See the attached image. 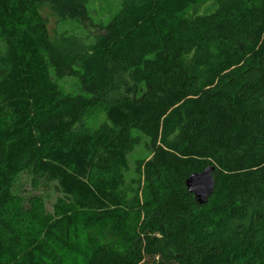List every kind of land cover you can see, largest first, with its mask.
<instances>
[{
	"label": "trees",
	"instance_id": "16d2710c",
	"mask_svg": "<svg viewBox=\"0 0 264 264\" xmlns=\"http://www.w3.org/2000/svg\"><path fill=\"white\" fill-rule=\"evenodd\" d=\"M91 20L82 0H0V264H67L80 215L85 264H264V0H120ZM88 112L105 118L76 128ZM133 132L150 157L127 193ZM208 166L199 205L184 182Z\"/></svg>",
	"mask_w": 264,
	"mask_h": 264
},
{
	"label": "rangeland",
	"instance_id": "374dc122",
	"mask_svg": "<svg viewBox=\"0 0 264 264\" xmlns=\"http://www.w3.org/2000/svg\"><path fill=\"white\" fill-rule=\"evenodd\" d=\"M89 12V15L92 18V23L95 25H105L110 18L116 13L119 8L120 0H82ZM48 10V9H47ZM46 10V11H47ZM49 11V10H48ZM47 11V12H48ZM57 17L54 15L50 17V30L51 34L53 33V29H56L58 32L60 31H71L74 26L71 23H60L56 22ZM76 31H81L77 29ZM2 50V44L0 43V51ZM59 86L67 93H77L78 89L75 87V81L72 78H64L62 80H56ZM123 96L122 87L119 85H115V87L109 91L108 93L102 95V99L109 102H116ZM104 114L100 112H88L83 121L77 125L78 129H91L97 127L99 123L104 120ZM133 150L131 155H129V163L131 167V171L126 176L127 193H130V187L132 183L130 182L135 176L134 174V163L137 160L147 159L150 157V149L148 146V139L138 133L133 132ZM23 184L28 188L29 183L26 182V179L23 181ZM24 187V186H23ZM25 194V193H24ZM39 194L41 195L46 210L51 211L52 204L55 199L59 196V193L54 189L52 184L44 185L41 188ZM84 215H80L76 218L77 228H78V240L73 245V258L67 262V264H85L88 260L93 244V234L91 233V227H88L86 222L84 221Z\"/></svg>",
	"mask_w": 264,
	"mask_h": 264
},
{
	"label": "water",
	"instance_id": "95a60500",
	"mask_svg": "<svg viewBox=\"0 0 264 264\" xmlns=\"http://www.w3.org/2000/svg\"><path fill=\"white\" fill-rule=\"evenodd\" d=\"M213 171L214 169L208 166L202 172L189 175L184 182L186 190L194 196V200L199 205L205 204L212 194L214 187Z\"/></svg>",
	"mask_w": 264,
	"mask_h": 264
}]
</instances>
